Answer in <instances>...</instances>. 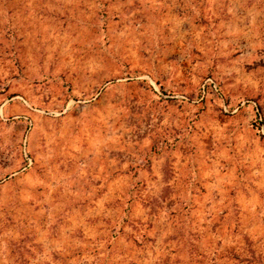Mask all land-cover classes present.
<instances>
[{
	"label": "rangeland",
	"instance_id": "1",
	"mask_svg": "<svg viewBox=\"0 0 264 264\" xmlns=\"http://www.w3.org/2000/svg\"><path fill=\"white\" fill-rule=\"evenodd\" d=\"M248 243L264 258V0H0V264Z\"/></svg>",
	"mask_w": 264,
	"mask_h": 264
},
{
	"label": "trees",
	"instance_id": "2",
	"mask_svg": "<svg viewBox=\"0 0 264 264\" xmlns=\"http://www.w3.org/2000/svg\"><path fill=\"white\" fill-rule=\"evenodd\" d=\"M244 248L248 250V253L252 254L251 259H249V264H264V258H262V255L256 256L254 249H251L250 247V243H248Z\"/></svg>",
	"mask_w": 264,
	"mask_h": 264
}]
</instances>
